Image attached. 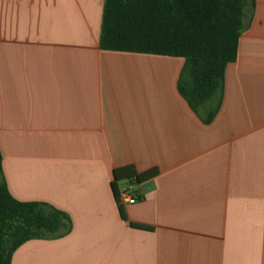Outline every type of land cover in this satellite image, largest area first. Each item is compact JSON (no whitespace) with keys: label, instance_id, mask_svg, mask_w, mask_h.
Segmentation results:
<instances>
[{"label":"crops","instance_id":"1","mask_svg":"<svg viewBox=\"0 0 264 264\" xmlns=\"http://www.w3.org/2000/svg\"><path fill=\"white\" fill-rule=\"evenodd\" d=\"M105 1L0 0L3 177L71 222L11 264H264V0L209 124L178 91L185 59L101 50ZM126 166L158 175L123 218Z\"/></svg>","mask_w":264,"mask_h":264},{"label":"trees","instance_id":"2","mask_svg":"<svg viewBox=\"0 0 264 264\" xmlns=\"http://www.w3.org/2000/svg\"><path fill=\"white\" fill-rule=\"evenodd\" d=\"M250 6L254 0H106L100 48L185 59L178 91L209 124L222 104L226 68L237 59ZM113 174L119 203L118 183L140 184L156 177L158 170L137 173L126 166ZM119 209L125 218L121 205ZM70 231V219L60 210L12 197L0 151V264H11L14 252L30 240L59 238Z\"/></svg>","mask_w":264,"mask_h":264},{"label":"built area","instance_id":"3","mask_svg":"<svg viewBox=\"0 0 264 264\" xmlns=\"http://www.w3.org/2000/svg\"><path fill=\"white\" fill-rule=\"evenodd\" d=\"M140 201L139 184L132 180L127 187L119 194V204L121 206L126 204H136Z\"/></svg>","mask_w":264,"mask_h":264}]
</instances>
